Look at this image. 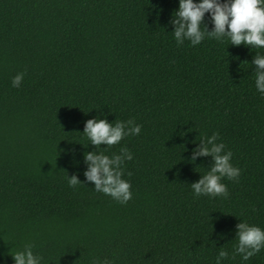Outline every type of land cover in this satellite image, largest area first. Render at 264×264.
Instances as JSON below:
<instances>
[{
  "label": "trees",
  "instance_id": "16d2710c",
  "mask_svg": "<svg viewBox=\"0 0 264 264\" xmlns=\"http://www.w3.org/2000/svg\"><path fill=\"white\" fill-rule=\"evenodd\" d=\"M178 9L179 0H0V264L29 244L40 264H216L222 247L221 264H264V248L233 256L239 223L264 230V96L252 64L264 48L207 36L178 46ZM202 26L214 29L210 13ZM90 119L141 125L100 146L133 155L122 165L127 204L86 181ZM214 133L240 169L221 181L228 198L191 188L213 164L192 152ZM72 175L82 184L70 187Z\"/></svg>",
  "mask_w": 264,
  "mask_h": 264
},
{
  "label": "clouds",
  "instance_id": "9594fccd",
  "mask_svg": "<svg viewBox=\"0 0 264 264\" xmlns=\"http://www.w3.org/2000/svg\"><path fill=\"white\" fill-rule=\"evenodd\" d=\"M206 13H210L214 25L211 32L206 26H202ZM171 23L175 29L172 34L178 46L185 40L190 41L192 46L199 45L207 36L218 41L228 37L231 45L237 47L243 44L251 48H264V0H228L225 3L220 0H201L200 3L179 0V9L174 13ZM252 64L255 66L256 89L264 96V55L256 54ZM24 76V72L15 75L12 86L19 88ZM140 132L141 125L136 124L133 119L126 122L116 120L114 124H110L107 119H90L86 122L83 135L87 136L96 151L88 152L84 156L87 164L84 176L87 182L94 184V191L110 196L121 204H127L132 199L131 184L122 178V165L133 159L132 153L127 147H123L119 154L110 158L100 146L110 148L125 137L139 135ZM218 139V133L203 137L192 152L191 159L194 163L198 157H211L213 160L209 171L198 182L191 184L196 197L228 198V188L221 182L222 179L236 181L240 176V169L231 163L233 153L225 152L226 146L217 143ZM68 183L73 188L82 184L77 175L68 178ZM236 239L238 243L233 256L239 254L245 261L264 248V230L246 222L237 225ZM32 247L30 244L26 245L23 251L11 255L15 264H40L42 257L34 255ZM228 257L229 253L222 247L216 264H221ZM94 264H114V261L105 259L102 262L94 261Z\"/></svg>",
  "mask_w": 264,
  "mask_h": 264
}]
</instances>
